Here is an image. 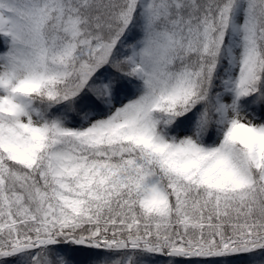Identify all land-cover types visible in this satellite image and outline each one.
<instances>
[{
    "label": "snow or ice",
    "instance_id": "snow-or-ice-1",
    "mask_svg": "<svg viewBox=\"0 0 264 264\" xmlns=\"http://www.w3.org/2000/svg\"><path fill=\"white\" fill-rule=\"evenodd\" d=\"M0 264H264V0H0Z\"/></svg>",
    "mask_w": 264,
    "mask_h": 264
}]
</instances>
